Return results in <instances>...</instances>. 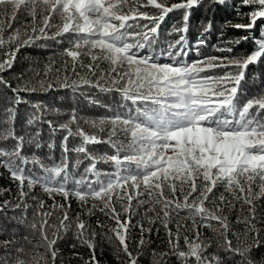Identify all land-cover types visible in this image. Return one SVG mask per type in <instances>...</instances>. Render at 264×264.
Returning <instances> with one entry per match:
<instances>
[{
  "label": "snow or ice",
  "instance_id": "snow-or-ice-1",
  "mask_svg": "<svg viewBox=\"0 0 264 264\" xmlns=\"http://www.w3.org/2000/svg\"><path fill=\"white\" fill-rule=\"evenodd\" d=\"M203 2L180 0L169 5L168 0H0L3 56L0 73L13 68L21 48H47V44L37 42L53 40L62 44L66 38L67 46L60 52L68 58L64 61L65 73L70 63L74 74L79 75L76 69L81 67L87 68L90 76H96L97 72L99 75L96 80L80 76L71 82L65 75L61 86L71 87L73 91L87 86L104 93H118L119 108L125 109H109L111 116L91 122L92 127L106 133V138H102L80 128L75 111L67 121L55 124L42 120L47 106L32 103L35 111L29 115L27 125L41 119L53 132H66L61 141L62 158L57 162L49 156L51 163H45L36 152H26V146L42 147L40 133L29 134L27 139L25 135H17L14 128L17 109H5L8 116L0 124L8 127L0 128V142L11 139L14 143L0 144V168L16 183L19 202L5 200L0 204V213L5 209H19L20 215L11 219L33 233L38 232L40 243L33 244L29 235L20 236L18 229H12L11 238L0 241L4 250L0 264H29L22 255L23 244L17 246L18 240L26 241L36 250L31 264L41 261L48 264L49 256L51 264H56L58 241L69 232L75 241L69 247H86L90 252L88 259L76 253L83 264H100L98 235L109 243L117 242L114 255L120 264H138L143 253L138 251L134 255L130 250L131 231L139 228L141 238L137 249H141L145 245V233L150 234L153 229L145 228L141 221L134 225V215L147 216L149 224L159 223L168 237L169 251L153 250L152 264H167L163 258L169 256H174L178 264H225L227 260L234 264H264V256L257 260L253 255L254 250L264 245L261 237L264 228L257 226L261 222L257 215L258 202L264 199V89L250 97L242 98L239 94L249 66L264 63V37L254 38L255 49L242 57L208 56L164 63L144 51L155 39L161 22L175 10H184L183 26L178 31L187 33L191 10ZM214 2L223 5L225 0ZM241 3L254 7L248 14L238 13L247 15L249 23L236 24L235 28L248 30L258 20L264 21V0H241ZM21 12L31 18L30 22L25 20L21 27L13 28ZM217 51L231 53L233 49L217 48ZM82 56L89 57L91 62L85 65ZM100 62L108 65L107 70L100 69ZM216 69L226 71L218 73ZM50 71L52 66L48 65L44 75ZM56 71L59 73L60 69ZM0 84L11 88L2 76ZM39 85L41 89L53 87L44 80ZM11 90L17 106L28 103L19 96L20 92L37 91L27 81ZM72 125H76L75 130ZM69 137H78L79 145L69 149ZM101 143L112 151L93 155L88 145ZM48 147L51 149L54 145L50 143ZM70 151L78 154L71 168ZM83 159L89 163L81 172ZM101 162L109 164L110 170L99 169L97 164ZM36 186L54 201L48 206L51 210L36 196L31 197L37 201L34 206L26 202L25 198ZM221 188L223 191L217 196ZM56 196H62L66 202L74 198L81 207L92 201L86 215L92 216L98 210L114 223L105 224L98 219L92 228L81 214L70 216L71 204L55 202ZM237 204L240 207L235 224L243 225L242 231L232 227L226 214V210H236ZM29 207H34L30 222ZM57 211L62 213L59 225L49 222ZM174 220L175 232L169 226ZM180 220H190V231L195 233L191 238L183 235V246L181 229L188 226ZM200 228H208L223 238L217 247L224 256L208 252L212 242L201 238ZM96 229L102 231L98 233ZM230 237H235V245ZM40 248L45 251L40 252Z\"/></svg>",
  "mask_w": 264,
  "mask_h": 264
},
{
  "label": "trees",
  "instance_id": "trees-1",
  "mask_svg": "<svg viewBox=\"0 0 264 264\" xmlns=\"http://www.w3.org/2000/svg\"><path fill=\"white\" fill-rule=\"evenodd\" d=\"M180 0H168V4L178 3ZM254 6H245L241 3V0H225L223 5L217 4L214 0H204L202 6L195 7L191 10V16L189 21L188 32L184 33L178 31V29L183 26V15L184 10H175L169 13L163 22H161L158 29V33L155 39L144 51L155 56L160 62L171 63L175 62H187L200 59L208 56H237L242 57L249 54L256 47L254 43V38L259 39L264 37V21L258 20L257 25L252 29H237L234 27L236 24H248L249 18L247 15H238V13L248 14L251 8ZM150 12H155L154 9H147ZM30 17H25L21 12L18 15L17 21L13 23V28L21 27L25 20L30 22ZM144 23V21H141ZM209 25L211 27L209 28ZM8 31H11L9 29ZM54 31V29H53ZM7 34V33H6ZM247 36L248 39H241V37ZM181 37L183 39L181 40ZM239 40V43L236 41ZM198 41H203L198 43ZM38 44H47V48H41L38 46L21 48L20 52L17 53L16 63L13 68L0 73L11 88L0 84V121L7 118L8 114L5 109L8 107H15L17 109L16 120L14 123L15 132L17 135H27L34 134L39 131L40 136L38 137L42 147L36 149L34 146H26V152L31 154L36 152L37 155L41 156L45 163H51L47 158L52 156L57 162L62 158V147L61 141L66 135L65 131L57 130L53 132L47 123L42 122V120H51L55 124H59L67 121L72 112L75 111L78 117L79 127L82 128L86 133L97 134L102 138H106V133L100 132L99 128L92 127V121H98L99 118L104 116H111L113 113L109 109L124 111L125 109L119 108L121 103L120 96L118 93L110 92L104 93L99 91L95 87L85 86L83 89L73 91L71 87H62L63 77L68 76L69 82L72 80H78L80 76H87L89 79L96 80L98 78L99 72L96 76H90L88 74L87 68L77 67L76 73L74 74L71 70V64L69 63L68 70L64 71V61L68 58L60 55L61 49L67 46V39H64V43L57 44L53 40H43L38 41ZM173 45L169 48V45ZM231 47L233 52L229 53L227 51L221 52L217 51V48H228ZM199 51V55L198 52ZM171 53V56L169 55ZM2 53H0V59H2ZM81 60L85 65L90 63V58L87 56H82ZM52 66V71L48 72L45 76L44 73L47 70V66ZM108 65L104 62H100V69L107 70ZM56 69H60L58 73ZM218 73L226 71V69H216ZM39 73V75H37ZM22 77V79H21ZM44 80L46 83H52L53 87L48 89H41L39 81ZM27 81L29 87H35L36 92H20L19 96L23 100L28 101V103H20L18 106L14 104V94L11 89L18 88L23 85V82ZM240 95L242 98L253 96L264 89V63L257 65H250L246 73V79L241 83ZM32 103H40L43 106H47V110L41 119L35 121L33 125H27V119L30 114L35 110L31 107ZM58 110V111H54ZM39 115V113H37ZM82 117V119H81ZM7 125L0 124V128H6ZM73 130H75L76 125H72ZM14 141L9 139L6 142H0V144H6L8 146L12 145ZM53 144V148H49L48 144ZM80 140L78 137H69L68 147L69 149L78 146ZM89 150L93 155L103 154L104 152H111L112 150L107 144H95L88 145ZM82 158L83 154H79ZM69 165L71 166L75 163L78 158V154L75 152H69ZM89 163L88 160L83 159L80 165L79 171H83V168ZM97 167L101 170H110V165L106 163H98ZM39 171V169H36ZM6 189L10 191H5ZM25 191H29L25 188ZM223 189L217 190L216 194L219 195ZM179 195V193H178ZM227 195V194H225ZM32 196H36L41 200L45 201V208L49 209L48 206L52 205L54 201L45 194L39 186H36L29 192V196L25 198L29 205L34 206L37 201L31 199ZM5 200L12 201L13 203L19 202V194L16 183H14L8 176V173L4 168H0V204H3ZM55 202L63 204H71V209L69 210V215L75 217L77 213L81 214V218L87 221L92 228H95L96 221L99 219L105 224H112L114 222L109 221L103 213L98 210L92 216L86 215L87 207L91 206L92 201H89L88 206L81 207V205L73 198L70 201H64L62 196H56ZM259 207L257 209V215L261 218V222L257 225L260 228H264V199L258 202ZM135 205V201H133ZM211 207L212 205H208ZM119 209V205H117ZM239 204H237L236 210L228 212L229 220L232 222V227L237 231L243 230V225L235 224L236 216L239 214ZM141 213L143 209H140ZM34 212V207H29L27 210L29 222L32 219ZM6 213V214H5ZM14 215H20L19 209H5L4 213H0V241L5 239H10L12 235V229H18V234L20 236L29 235L32 239L33 244L40 243L39 233H33L31 229H26L16 224L14 220L11 219ZM62 215L61 212L57 211L54 216L50 219V223H55L59 225V218ZM153 215L148 213V216ZM184 213H181L183 216ZM178 219V218H176ZM137 221L144 223L145 228L151 227L153 229L152 233H145V245L141 249H137V243L141 238V234L138 227H134L131 231L130 236V250L133 254L137 252H142L143 255L139 257L138 264H152L153 256L152 252L155 250L157 253L169 251L168 237L162 228V226L157 224H149L147 216L134 215L133 224L135 225ZM181 224H186L187 228L181 229V245L183 246V235L187 234L189 237L195 235L194 232L190 231L191 221L190 220H180ZM215 223V222H213ZM173 232L176 230L175 220L169 225ZM74 227V226H73ZM159 228V232L156 229ZM99 233L102 230L96 229ZM103 231H107L104 229ZM199 231L203 234L202 239H210L212 242V248L208 250L209 253L216 252L220 256H224L225 253L218 249L217 242H222V237L217 236L208 228H200ZM51 230H49L50 234ZM109 235H112L109 233ZM261 237L264 238V232L261 233ZM233 240V244H236L235 237H230ZM243 239V237L241 238ZM75 241L72 239V232H69L63 240L58 241L59 253L57 256L56 264H83V261L79 259L76 253L88 259L90 252L86 247H77L75 249L69 247L71 243ZM97 259L100 264H120V261L116 259L114 255V249L116 241L113 240L111 243L107 241L106 238L97 236ZM23 244L25 248V253L22 254L23 258L29 261L31 264V257L35 255V251L32 245L28 244L26 241L18 240L17 246ZM10 251L13 249L10 248ZM3 248L0 246V254H3ZM40 252H44V248L39 249ZM207 254V253H206ZM254 258L259 260L261 256H264V245L259 250H254ZM159 259V257H156ZM15 259V255L12 257ZM235 259H239L236 257ZM164 261L167 264H178V261L174 256L164 257ZM40 264H44L43 261ZM48 264H51V258L48 257ZM225 264H234V261L227 260Z\"/></svg>",
  "mask_w": 264,
  "mask_h": 264
}]
</instances>
